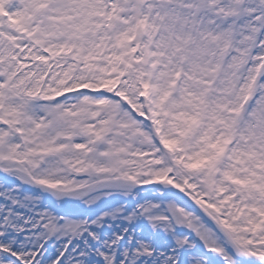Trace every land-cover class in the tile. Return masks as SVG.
<instances>
[{"label":"snow or ice","instance_id":"1","mask_svg":"<svg viewBox=\"0 0 264 264\" xmlns=\"http://www.w3.org/2000/svg\"><path fill=\"white\" fill-rule=\"evenodd\" d=\"M0 264H264V0H0Z\"/></svg>","mask_w":264,"mask_h":264}]
</instances>
